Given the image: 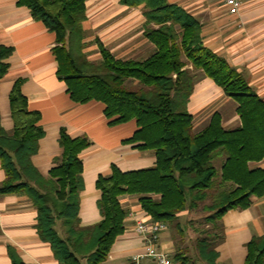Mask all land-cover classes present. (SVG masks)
<instances>
[{
    "label": "trees",
    "instance_id": "16d2710c",
    "mask_svg": "<svg viewBox=\"0 0 264 264\" xmlns=\"http://www.w3.org/2000/svg\"><path fill=\"white\" fill-rule=\"evenodd\" d=\"M86 1L18 3L55 32L56 73L66 83L71 99L103 102L111 124L135 119L138 128L124 142L154 150L156 163L129 171L113 164L109 175L96 180L102 219L81 225L84 179L80 153L91 140L86 135L72 137L61 127L63 152L55 158L48 175H43L33 162L39 140L45 135L39 123L41 113L29 109L23 79L19 78L9 96L13 130L6 131L0 122V161L6 173L0 194L25 193L32 200L39 237L50 243L61 264H104L115 240L125 231L127 210L119 201L122 194L139 195L141 207L153 221H163L181 234L178 214L187 208H201L211 226L196 228L197 259L203 264H218L222 216L230 209L250 207L253 196H264V168L249 165L264 158V100L241 73L205 46L200 21L167 0H120L129 7L142 5L144 34L156 46L153 54L144 60H123L97 40L101 60H90L84 50ZM12 53L13 47L0 45V79L9 68L7 59ZM198 70L237 103L241 120L237 128H224L221 114L214 112L202 130L194 131L187 102ZM135 80L139 86H126ZM219 160L222 163L217 167ZM227 183L232 186L227 187ZM180 250L174 260L197 264ZM247 250L244 264H264V234L253 236ZM9 255L13 264H28L12 247Z\"/></svg>",
    "mask_w": 264,
    "mask_h": 264
},
{
    "label": "crops",
    "instance_id": "0c3cea01",
    "mask_svg": "<svg viewBox=\"0 0 264 264\" xmlns=\"http://www.w3.org/2000/svg\"><path fill=\"white\" fill-rule=\"evenodd\" d=\"M18 1L0 0V45L13 47V53L7 59L9 68L0 79L1 125L8 132L13 130L9 96L14 83L21 78L28 107L40 111L39 123L45 130L33 157L35 166L43 175H48L55 158L63 152L59 143L61 127H65L72 137L86 135L91 140V145L80 153L84 189L80 194L79 216L81 225H93L102 219L97 205L101 196L96 187L97 178L109 175L113 164L123 171L152 167L156 163L155 152L139 149L135 147L136 143L124 142L138 128L135 119L111 124L104 113L103 102L78 103L71 99L66 83L56 73L55 32L41 20L33 18L31 10ZM167 1L177 4L200 21L205 46L241 73L264 100V0H242L238 13H230L223 0ZM86 7L84 50L90 60H101L97 40L123 60H144L156 51L155 44L144 34L146 18L142 5L129 7L120 0H87ZM187 107L193 115L195 132L209 123L214 112L221 114L226 129H235L241 124L237 103L200 70L196 71L194 90ZM221 163L219 160L217 167ZM249 165L264 168V158ZM5 178L0 161V184ZM231 186L227 183V187ZM252 200L250 207L230 209L222 216V239L216 247L218 264H244L247 243L253 236L264 234V196H253ZM119 201L127 210L125 231L115 240L104 264H131L132 256L145 249L142 236L134 229L135 222L137 219L152 221L141 207L139 195L122 194ZM183 213H189V209L178 214L179 221ZM36 223L37 210L25 193L0 194V264H13L9 247L14 248L28 264H61L50 243L40 239ZM182 229L184 231V226ZM182 239L174 229L167 227L161 234L160 243L174 256L181 251L179 243L183 242ZM195 259L197 264H203ZM141 264L157 263L142 258Z\"/></svg>",
    "mask_w": 264,
    "mask_h": 264
},
{
    "label": "built area",
    "instance_id": "2783aa9c",
    "mask_svg": "<svg viewBox=\"0 0 264 264\" xmlns=\"http://www.w3.org/2000/svg\"><path fill=\"white\" fill-rule=\"evenodd\" d=\"M230 13H238L242 6V0H223ZM167 228L163 221H151L137 219L134 225L135 231L144 240V252L134 255L131 264H141L142 258H150L157 264H175L172 252L160 243L161 234Z\"/></svg>",
    "mask_w": 264,
    "mask_h": 264
},
{
    "label": "rangeland",
    "instance_id": "374dc122",
    "mask_svg": "<svg viewBox=\"0 0 264 264\" xmlns=\"http://www.w3.org/2000/svg\"><path fill=\"white\" fill-rule=\"evenodd\" d=\"M139 85L140 84H136L134 82L126 83V86L130 89H133L132 87H137ZM207 202H210V198L206 200V203ZM204 216L205 215L202 212L201 208H199L198 210H189V213H183L180 218V223L182 226H184L183 234H179L180 231L174 229L178 237H183V242L179 243V247L186 251L187 254L193 259H195V257L198 258L197 255L195 256V254L197 253L195 239L198 236L196 228H208L211 226V224H207V222L204 220ZM167 227L170 228L169 225H167Z\"/></svg>",
    "mask_w": 264,
    "mask_h": 264
}]
</instances>
